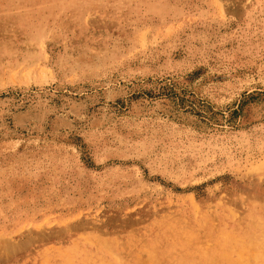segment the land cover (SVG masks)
<instances>
[{
	"label": "rangeland",
	"instance_id": "rangeland-1",
	"mask_svg": "<svg viewBox=\"0 0 264 264\" xmlns=\"http://www.w3.org/2000/svg\"><path fill=\"white\" fill-rule=\"evenodd\" d=\"M258 263L264 0H0V264Z\"/></svg>",
	"mask_w": 264,
	"mask_h": 264
},
{
	"label": "trees",
	"instance_id": "trees-1",
	"mask_svg": "<svg viewBox=\"0 0 264 264\" xmlns=\"http://www.w3.org/2000/svg\"><path fill=\"white\" fill-rule=\"evenodd\" d=\"M166 89H169V91H173L172 86H169V84L167 86L166 85H161L159 91L161 93H167V92H165Z\"/></svg>",
	"mask_w": 264,
	"mask_h": 264
},
{
	"label": "bare ground",
	"instance_id": "bare-ground-1",
	"mask_svg": "<svg viewBox=\"0 0 264 264\" xmlns=\"http://www.w3.org/2000/svg\"><path fill=\"white\" fill-rule=\"evenodd\" d=\"M248 235V234H247ZM249 253V252H248ZM256 253V252H255ZM252 254V253H251ZM246 257V256H245ZM258 259H259V257H258ZM248 260V259H247ZM248 263V262H247ZM259 264V263H258Z\"/></svg>",
	"mask_w": 264,
	"mask_h": 264
}]
</instances>
